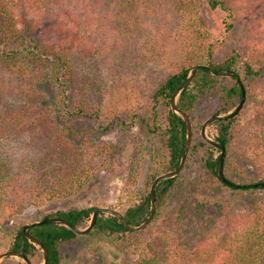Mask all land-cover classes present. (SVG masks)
I'll return each instance as SVG.
<instances>
[{
    "label": "trees",
    "instance_id": "16d2710c",
    "mask_svg": "<svg viewBox=\"0 0 264 264\" xmlns=\"http://www.w3.org/2000/svg\"><path fill=\"white\" fill-rule=\"evenodd\" d=\"M128 1L134 6L129 18L135 23L150 15L139 10L144 11L147 0ZM172 2L173 11L180 14L177 31H187L180 42L178 33L180 60L169 63L168 70L165 63L160 71L154 70L148 98L137 100V106L126 109L124 116L119 109L108 115L102 114L101 107L88 110L82 100H74L78 75L75 42L44 43L24 35L14 14L18 6L0 1V217L14 220L12 228L0 231V254L18 251L32 261L43 256L42 249L24 234V228L38 220L63 218L76 227H88L94 210L103 206L101 202L57 210H49V203L70 197L74 202L85 194L98 193L104 176L112 178L122 170L130 146V170L118 204L111 208L119 210L131 226L144 223L151 210L153 182L179 167L187 141L185 121L171 108L172 96L191 69L203 64L236 72L246 91L241 113L209 128L215 131L210 135L226 147L225 178L233 185L219 177L221 151L202 140L206 118L197 112L201 102L212 97L222 101L212 116L231 112L240 103L241 88L235 78L200 70L177 101L178 108L190 117L194 132L185 167L176 178L158 185L156 211L144 231L127 230L117 218L100 214L95 228L86 235L79 236L60 224L33 227L29 233L48 249V264H84L82 256L75 258L73 253L82 254L99 243L114 244L138 256L122 264H201L198 258L206 264H264V195L260 194L264 188L255 186L264 182V59L259 57L258 45L246 61L238 49L219 59L235 37L244 3L256 12L264 7V0ZM121 5L128 3L122 0ZM204 9L221 27L219 33L208 27L201 14ZM46 84L56 90L52 102L44 91ZM250 107H255V113L248 116ZM80 119L95 124L78 129ZM112 134L113 140L104 139ZM36 143L39 152L32 150ZM14 149H21L22 156L17 158ZM201 151L198 177L185 178L191 156ZM147 157L149 168L141 187ZM253 165L258 167L257 175L249 172ZM246 197L256 198L249 212H234L233 205ZM146 236V250L140 253ZM201 249L205 251L200 253Z\"/></svg>",
    "mask_w": 264,
    "mask_h": 264
},
{
    "label": "rangeland",
    "instance_id": "374dc122",
    "mask_svg": "<svg viewBox=\"0 0 264 264\" xmlns=\"http://www.w3.org/2000/svg\"><path fill=\"white\" fill-rule=\"evenodd\" d=\"M9 1L18 6L14 14L18 21V29L24 35L33 36L44 43L50 41L54 44L56 41H61L64 45H68L72 41L75 42L74 57L76 58L78 75L74 100H82L84 104L86 103V109L88 110L101 107L102 114L106 115L111 110L119 109L123 113L122 115L125 116L126 109L137 106V100L148 98L151 89V86L148 85L152 84L150 81H153L154 70L160 71L159 68L165 67L164 63L167 65L165 70H168L169 63L179 61L181 55L177 50L178 33L180 35L179 42L187 37L186 30L177 31L176 29V17L180 14L173 11V0H147L144 11L143 9L139 10L150 15H141L142 21L139 24L135 23L134 19L129 18L128 12L134 6L130 5L131 3L128 0H123L126 1V4L128 3L126 7L122 6L124 3L121 5L122 0ZM158 7L159 9H157ZM244 8L245 11L240 14L241 16L237 20L235 37L221 51L220 60L228 57L233 49H238L242 61H246L252 56L253 51H255L253 48L256 45H258L259 57L264 59V7H260V10L253 12L244 3ZM201 14L211 31L219 33L221 27L214 21L209 11L204 9ZM79 33L80 38H77ZM148 80L150 84L146 83ZM44 91L49 97L48 101L52 102L56 90L46 84ZM221 103L219 97L202 101L198 107V116L204 115L206 120L209 119ZM161 113H164V110H161ZM254 113L255 107H250L248 116ZM94 124V120L80 119L76 122V127L78 129L84 126L90 128ZM134 131L137 132L138 130ZM210 134H215L214 129L211 131L208 129V135L213 138ZM104 139L113 140L114 134L108 135ZM33 148L31 149L36 152L40 151L38 143ZM127 150L129 152L122 170L112 178L104 176L102 189L98 193L85 194L77 201L73 200L74 202L71 200L73 197L55 199L49 203V210L91 207L95 206L97 202L103 204L101 207L111 208L116 206L130 170L133 148L130 146ZM13 151L18 152L17 158L22 156L20 155L22 154L21 149H14ZM203 152L191 156L188 162L189 169L184 174L185 178L190 175L198 177L201 167L198 159H201ZM148 168L149 157L146 158L141 171V187L145 185ZM249 172L257 175V165L250 166ZM260 194L264 195V191H261ZM255 200L256 198L246 197L238 205H233L236 210L234 212L247 214L249 206ZM125 209L126 207L122 211ZM13 226L14 220L0 217V231L10 229ZM148 241V236H146L140 247V253L146 250L144 248ZM204 251V249H201L200 253ZM81 252H74L73 256L75 258L82 256L84 264H122L126 261L133 262L138 258L137 255L127 253L116 245L107 243H99L97 247L87 248L82 254ZM207 252L212 256L214 255L210 250H207ZM198 261L201 264H206L201 258H198ZM33 263L43 264V256L39 255ZM0 264L24 263L20 258L10 257L2 260Z\"/></svg>",
    "mask_w": 264,
    "mask_h": 264
},
{
    "label": "water",
    "instance_id": "95a60500",
    "mask_svg": "<svg viewBox=\"0 0 264 264\" xmlns=\"http://www.w3.org/2000/svg\"><path fill=\"white\" fill-rule=\"evenodd\" d=\"M200 70L208 71L213 76H216V77L235 78L237 80L240 88H241V93H242L241 100H240V103L237 105V107L232 112L210 117L209 119H207L204 122L202 129H201L202 140L204 142H206L207 144H209L210 146L214 147L215 149L221 151V158L219 161V168H218V174H219L220 179L229 185H233L232 183L228 182L225 178V162H226V158H227L226 147L221 142L211 138L208 135V129L211 125H213L216 122L231 120V119L237 117L241 113V111L243 110V108L246 104L245 87L242 83L240 76L234 71L212 69L210 66L203 65V64L196 65L191 69L187 79L176 90V92L173 94L172 99H171L172 110L176 114H178L179 116L182 117V119L185 121L186 129H187V141H186L185 147L183 149L181 161H180L179 167L176 170L169 172V173H166V174H163L161 176H158L155 179V181L153 182L152 187H151V191H150L151 210H150V213H149L147 219L144 221V223H142L139 226H131L127 222L125 216L120 211L109 208V207L96 208L93 212L90 224L86 228L76 227L73 224H71L69 221H67L63 218H51V219L40 220V221L31 223L24 228V234L28 240L35 243L38 247H40L42 249V251H43V264H48L49 252H48V249L46 247H44L43 244L35 236H33L32 234L29 233V230L33 227L48 225V224H60V225L66 226L75 234L82 236V235L89 234L90 232L93 231V229L95 228V226L97 224L98 216L100 214L110 215V216L117 218L119 220V222L127 230H130V231L141 232V231H144L150 225V223L153 220L155 211H156V189H157L158 185L165 180L176 178L182 172V170L184 169L185 164H186V159H187L189 150H190L192 143H193L194 132H193V125H192L191 119L188 116V114H186L184 111H182L180 108H178L177 101H178L180 94L192 83L193 79L195 78L196 73ZM255 186L264 188V182L258 183ZM10 257L20 258L24 264H34L33 261L28 256H26L25 254L18 252V251H9V252H5V253L1 254L0 255V263L5 258H10Z\"/></svg>",
    "mask_w": 264,
    "mask_h": 264
}]
</instances>
